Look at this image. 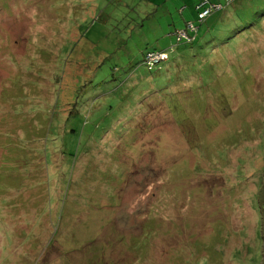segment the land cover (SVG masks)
I'll use <instances>...</instances> for the list:
<instances>
[{"label": "rangeland", "instance_id": "374dc122", "mask_svg": "<svg viewBox=\"0 0 264 264\" xmlns=\"http://www.w3.org/2000/svg\"><path fill=\"white\" fill-rule=\"evenodd\" d=\"M196 1L115 26L96 19L109 0H0V264H104L126 242L122 264H264V0L202 23ZM186 18L222 42L198 70L212 83L160 90L132 56ZM103 70L128 75L98 94Z\"/></svg>", "mask_w": 264, "mask_h": 264}, {"label": "trees", "instance_id": "16d2710c", "mask_svg": "<svg viewBox=\"0 0 264 264\" xmlns=\"http://www.w3.org/2000/svg\"><path fill=\"white\" fill-rule=\"evenodd\" d=\"M111 1L112 4H114V6L108 10V12H104L102 11L100 13V15L98 14L96 19H102L104 18V16L106 14H108L110 17H112L113 21L116 22V25H119L121 22V11H123L124 14L123 17L125 18V20H129L131 21L132 19H135L137 16L131 15L130 12H127V10H135L136 12H140V6L142 4H146L149 3L152 0H127V3H124V7H121V0H109V2ZM125 1V0H123ZM122 1V2H123ZM203 0H197L195 3V6L197 8V19L202 23L204 21L208 20L209 15H211L214 11L216 10H220V9H226L229 8V5H232V3H234L235 0H209V2L207 4H205L204 6H199V4L202 2ZM210 3H214L215 5H220V7L218 8H214L211 13L203 20L199 19V12L201 10H203L205 7H207ZM128 5V7H127ZM127 7V8H126ZM105 9V7H104ZM103 9V10H104ZM138 9V10H137ZM153 11V10H152ZM152 11L150 10V12H148L147 14L142 16V19L151 17ZM184 11V9L182 10V12ZM129 13V14H128ZM153 15V14H152ZM230 17V16H229ZM88 19H86L85 21L87 22ZM194 22V20H190V19H185V22ZM238 25H235V29H231L232 32H237L238 28H241L242 30L243 27H240ZM229 24V21H228ZM89 26V25H87ZM187 26L185 28L180 29L178 27V25H176L174 28H172L170 30V33L172 34V36L174 35L175 40L173 39V41H171L170 45L164 49L162 48H141L142 49V58L141 60L137 61L138 58L136 57V55L138 53H135L132 57H134V59H132L133 61H136L137 64H140L141 62H143L145 65H147L148 69L150 70L151 74L155 71V74H157V79L160 81L159 84L157 85V87H159L160 90L165 89V84L167 82H170V85H172L174 88H177V86H174V84H177V82H180V80H188V81H192V84L190 83L192 86H197L200 87L202 84L207 85L210 80H206L203 78V76L201 77L202 74V68L203 67H207L204 65V63L206 62L204 58L206 57H210L211 54H209L210 49H213V47L215 46H221L222 42L221 40L217 37V35H215V33L213 34V36L210 34H208V32L210 30H212L213 28L208 29V32L205 31L203 34L198 35L199 33V24L196 25V29L195 28H191L188 29V36L186 37H180L179 36V31L183 30V29H187ZM216 29V28H215ZM214 29V30H215ZM217 31V30H216ZM215 31V32H216ZM198 35V36H197ZM217 45V46H216ZM157 53H161V54H166V57L161 58V59H155L154 57H149L152 54H157ZM172 53V55L170 54ZM151 58V59H150ZM167 61V62H165ZM176 63V67L173 66L172 62ZM104 61L102 60L100 62V65L103 63ZM162 63H164V65H161ZM170 63H172V65H169ZM157 64H160L158 66V68L155 70L153 67ZM183 64H191L192 67H194L192 74H187L184 71V67ZM128 65V63L125 64L126 67V71L129 70L130 66H126ZM97 66H99L97 64ZM102 67V66H101ZM117 67V66H116ZM132 69L130 71V73L134 72L136 69V67L134 65L131 66ZM167 67V68H166ZM115 68V67H114ZM116 69V68H115ZM121 68H118V70H120ZM198 70H201L200 72ZM169 71H172V75L169 74ZM209 71V70H208ZM101 73L100 78H96L95 76H93L91 79L87 80V82H84V85L88 82H92L93 85H99L102 82L105 84L104 87L101 88V90L98 92V94H102V93H107L108 90H112L118 87L119 83L118 82H123L124 79L127 78L128 73L127 72H119L118 75H116V73L112 74V71H97L95 72V75L98 73ZM200 75V78H199ZM104 76V77H103ZM103 77V78H102ZM192 78V80H191ZM119 79V80H118ZM195 79V80H194ZM204 79V80H203ZM200 80H203V82H201ZM195 81H199V82H195ZM108 82H110V85H112V83L114 84V88H109L107 87ZM173 82V83H171ZM117 83V84H116ZM212 82H210L209 84H211ZM83 85V86H84ZM190 86V87H192ZM152 92L156 91L154 90V87L151 89ZM158 92V91H157ZM96 93V90L94 92ZM263 189V188H262ZM133 219V214L130 213L129 211L124 212L122 215H120V217L118 218L120 221H117L116 219L114 220L116 224L117 228H121L123 231H126L127 233H129L130 235H134L133 232H136L138 230L139 225L142 223L139 221V223H137V228L136 230L133 229L132 231L129 229V225H128V219L129 218ZM133 221L136 222L135 219H133ZM120 223V224H119ZM117 231V230H116ZM128 239H130V236H127ZM124 250L122 252V254H118L117 255V259L114 258L113 260L107 259L104 261V264H122L123 261H125L126 259H129V253L128 255L125 253L128 252L126 249H129L130 245L128 244V242L125 243V245H122ZM139 255L140 258H138L139 260L141 259L143 261L144 258L147 257L148 252H146L145 250H141L139 247ZM124 254V255H123ZM104 256V255H103ZM123 259V260H121ZM64 264H68V262L64 263ZM136 264V263H135Z\"/></svg>", "mask_w": 264, "mask_h": 264}, {"label": "built area", "instance_id": "2783aa9c", "mask_svg": "<svg viewBox=\"0 0 264 264\" xmlns=\"http://www.w3.org/2000/svg\"><path fill=\"white\" fill-rule=\"evenodd\" d=\"M208 2H209V0H203V1L199 4V6H204V5L207 4ZM218 7H220V5H215L214 3H210L207 7H205L203 10H201V11L199 12V19H200V20L205 19V18L211 13V11H212L214 8H218ZM191 28H195V29H196V26H195L194 22H192V21H190V22L188 23L187 29H183V30H180V31H179V36H180V37H186V36H188L189 34H186V33H188L187 30H188V29H191ZM182 32H184L183 34H186V36H185V35H182ZM164 54H165V53H164ZM164 54H163V55H164ZM165 55H166V54H165ZM158 56H160V55H158Z\"/></svg>", "mask_w": 264, "mask_h": 264}, {"label": "crops", "instance_id": "0c3cea01", "mask_svg": "<svg viewBox=\"0 0 264 264\" xmlns=\"http://www.w3.org/2000/svg\"><path fill=\"white\" fill-rule=\"evenodd\" d=\"M185 5H186V4H185ZM185 5H184L183 7H180L181 12H182L183 8L185 7ZM183 12H184V11H183Z\"/></svg>", "mask_w": 264, "mask_h": 264}]
</instances>
